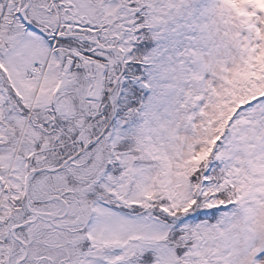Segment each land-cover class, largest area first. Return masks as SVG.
<instances>
[{"label": "snow or ice", "instance_id": "snow-or-ice-1", "mask_svg": "<svg viewBox=\"0 0 264 264\" xmlns=\"http://www.w3.org/2000/svg\"><path fill=\"white\" fill-rule=\"evenodd\" d=\"M0 264H264V0H0Z\"/></svg>", "mask_w": 264, "mask_h": 264}]
</instances>
